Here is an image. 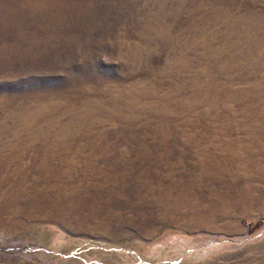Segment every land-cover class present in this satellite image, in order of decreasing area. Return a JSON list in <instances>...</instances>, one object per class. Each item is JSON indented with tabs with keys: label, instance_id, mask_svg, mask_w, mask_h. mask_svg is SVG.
<instances>
[{
	"label": "rangeland",
	"instance_id": "obj_1",
	"mask_svg": "<svg viewBox=\"0 0 264 264\" xmlns=\"http://www.w3.org/2000/svg\"><path fill=\"white\" fill-rule=\"evenodd\" d=\"M0 264H264V0H0Z\"/></svg>",
	"mask_w": 264,
	"mask_h": 264
}]
</instances>
